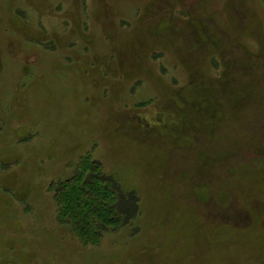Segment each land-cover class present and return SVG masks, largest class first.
<instances>
[{
    "label": "rangeland",
    "instance_id": "374dc122",
    "mask_svg": "<svg viewBox=\"0 0 264 264\" xmlns=\"http://www.w3.org/2000/svg\"><path fill=\"white\" fill-rule=\"evenodd\" d=\"M7 4L0 32L33 26L19 42L61 63L0 80V264H264V0ZM88 156L137 211L93 244L52 184Z\"/></svg>",
    "mask_w": 264,
    "mask_h": 264
},
{
    "label": "trees",
    "instance_id": "16d2710c",
    "mask_svg": "<svg viewBox=\"0 0 264 264\" xmlns=\"http://www.w3.org/2000/svg\"><path fill=\"white\" fill-rule=\"evenodd\" d=\"M52 184L58 219L84 243H98L104 232L131 224L137 215L134 192L122 190L90 156L81 159L69 177Z\"/></svg>",
    "mask_w": 264,
    "mask_h": 264
},
{
    "label": "bare ground",
    "instance_id": "6f19581e",
    "mask_svg": "<svg viewBox=\"0 0 264 264\" xmlns=\"http://www.w3.org/2000/svg\"><path fill=\"white\" fill-rule=\"evenodd\" d=\"M45 1V0H43ZM10 5L7 4V7H3L1 8L0 7V22H1V19L4 17L2 15H5L6 17V9L9 8ZM9 17V15L7 16V18ZM46 20L50 21V19L48 17H46ZM9 21H10V24L9 26H7V32L6 33H2L0 32V80H3L4 83H8L9 81L11 80H15L16 78H20L21 75H25L26 72L29 70V68L31 67L30 65H37V64H41L43 65V69H44V75H49L47 73L53 71L51 70L49 67H46L47 64L49 63V59L52 58V61H54V63H61V60L59 58V54L57 53H48L46 51H42L41 53L38 52V50H36V48L34 47H25L23 44H21L19 42V37L16 35L17 31L18 32H23V34H29V35H32L33 32L35 31V29L33 28V26H23L22 25V28L20 29H16L12 26V23L14 21V19H10L9 18ZM2 28V26H0V29ZM105 29H108V31H111V26H106L105 25ZM20 44V45H19ZM52 55H55V56H52ZM33 58H36L34 59L35 61H31ZM82 64H85L86 63V59H80L79 60ZM8 62V63H7ZM14 62H21L20 63V69L19 70H15L14 69ZM66 69H70V70H74L73 68L74 67H69V65H65ZM94 71L90 74H88L87 76H89L88 78H91L92 80H96V79H93V75H98L97 72H95V68H93ZM51 70V71H49ZM79 71L80 70V67H76L75 71ZM84 80V79H83ZM89 81H91L90 79H87ZM49 81H54V83L56 84V87H58V85L62 84V86L64 85V77H62L61 75H55L53 76V79L52 78H47V81L46 82H49ZM78 85H80V81L78 83ZM77 85V86H78ZM76 86V88H77ZM33 87H35V84L33 85ZM30 87H27L25 90H23L21 93H19L16 97V101L17 103L20 105V108H24V106L21 104L24 103V100H26L25 98V94L29 93L30 91ZM36 88H34L35 90ZM35 94L32 96V97H29V101H30V104L28 106H30L31 108H39L40 106H33L32 104H36L37 102H39V104L41 102H46V100H49V99H46L44 98V96H41V94L39 93V91H34ZM77 93H73L72 96H65L64 99L66 100V105H67V102L69 100V104L74 103V101H76L77 99ZM25 98V99H24ZM49 103V101H47ZM52 103V102H51ZM68 104V105H69ZM65 105V107H66ZM50 110V109H49ZM25 113V112H24ZM62 113V112H60ZM86 113H87V110H86ZM22 114V113H21ZM63 114V113H62ZM60 114V115H62ZM133 131V134L134 135H137L139 134V132L136 130V129H132ZM5 208V203H4V207ZM14 238L12 236L10 237H7L5 238L3 244L4 245H7V242H10L12 241ZM138 242L135 241L133 243V245H136ZM106 248V247H105ZM103 248V249H105ZM102 249V251H103ZM118 248L115 247V250H117ZM114 250V249H113ZM147 253H144L142 256V259L146 258L147 257ZM30 253H27L26 256L27 258L30 257ZM138 261V259H136ZM3 264H12V260L10 261H5L3 262Z\"/></svg>",
    "mask_w": 264,
    "mask_h": 264
}]
</instances>
